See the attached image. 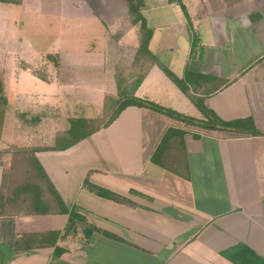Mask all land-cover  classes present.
Here are the masks:
<instances>
[{
    "label": "crops",
    "instance_id": "0c3cea01",
    "mask_svg": "<svg viewBox=\"0 0 264 264\" xmlns=\"http://www.w3.org/2000/svg\"><path fill=\"white\" fill-rule=\"evenodd\" d=\"M59 2H0V15L8 14L9 4L8 12L17 13L10 17L15 25L33 34L37 7L55 11L61 4L63 20L95 21L104 28L90 36L87 49L43 53L20 25L1 27V51L19 58L9 61L7 55L0 66L8 107L0 149L52 146L57 133L68 130V119L102 115L105 98L118 94L117 72L126 68L112 64L116 50L133 53L128 74L145 71L137 97L203 118L158 64L136 62L140 31L125 1ZM144 5L142 14L155 33L149 50L157 58L166 55L167 65L159 61L179 78L189 73L190 94L221 119H251L264 131V0H144ZM7 31L18 38L13 47ZM101 35L102 46L96 39ZM54 54L61 70L53 74L55 64L41 58ZM40 64L54 77L38 78L30 68ZM99 102L95 116L83 114ZM53 106L66 116L58 114L52 141L43 143L37 115L28 120L22 115ZM22 134L31 139L34 134L39 142L22 144L17 141ZM34 155L65 206L76 207L97 230L87 243L81 231L61 235L69 215L50 193L40 207L16 194L17 175L7 154L0 165V264H264V135L206 130L132 105L70 148ZM86 181L121 200L98 194ZM56 247L63 249L60 255Z\"/></svg>",
    "mask_w": 264,
    "mask_h": 264
},
{
    "label": "trees",
    "instance_id": "16d2710c",
    "mask_svg": "<svg viewBox=\"0 0 264 264\" xmlns=\"http://www.w3.org/2000/svg\"><path fill=\"white\" fill-rule=\"evenodd\" d=\"M20 0H0V2L15 3L17 4ZM128 6L129 16L132 24L138 26L140 31V47L138 48L136 55L137 61H150L151 63L158 64L160 68L166 73V75L191 99V101L198 107L201 111L203 118L197 119L184 115L174 109L165 108L159 106L157 103L149 101L148 99H142L135 95L136 90L141 84L145 71L141 70L140 73H130L124 76L121 71L117 72V87L118 94L116 97L107 96L105 98L104 107L102 115L94 118L77 117L70 118L69 128L66 131L58 132L54 140V145L52 146H31V147H18L10 145L7 147L10 149H0V165H2V159L5 155L10 154L12 156V169H14L17 175L16 182V194L21 193L25 199L31 198L34 205L38 204L40 207L45 199L46 195L49 193L54 195L56 200V206L61 208V211L69 215V220L63 234L60 232L55 233L57 236L65 234H75L81 231L85 237V242L87 243L92 234L97 230L92 224L88 222L85 216L79 214L76 211V207L68 209L61 197L54 189L52 183L50 182L47 174L45 173L43 167L38 162L35 157L36 151L41 150H66L79 142L80 140L90 136L94 132L98 131L100 128L109 126L119 114L128 106H139L150 108L155 111H159L168 117H172L186 124H191L194 126L201 127L206 130H223L231 132L235 135H264V131H259L255 128V125L251 119H237L232 121H225L218 117L213 111L209 110L203 103L201 98H198L189 92V87L186 80L176 76L166 65L161 63L156 55H154L149 50V43L153 33V29L149 28L146 20L142 14V9L145 6L144 0H124ZM181 6L184 8V4L181 2ZM185 10V8H184ZM195 45V44H194ZM194 48V47H192ZM46 59L52 60V62L57 67L58 56L57 55H47ZM47 64V63H46ZM46 64L41 65L40 68L33 70V73L41 79H48ZM26 67V66H25ZM142 69V68H141ZM7 99L4 93V79L3 74L0 72V138L3 135V128L5 122V105ZM165 142V145H168ZM173 144V143H172ZM156 162H161L160 156H156L154 159ZM17 167V168H15ZM175 167V164L173 165ZM86 185L91 189L95 190L98 194L115 198L116 200H121V197L116 194L102 189L100 187L91 185L86 181ZM45 197V198H44ZM22 199V198H21ZM48 201H46L47 203ZM48 207V205L46 206ZM107 236L117 238L105 231H102ZM61 248L56 247V255L62 253Z\"/></svg>",
    "mask_w": 264,
    "mask_h": 264
},
{
    "label": "rangeland",
    "instance_id": "374dc122",
    "mask_svg": "<svg viewBox=\"0 0 264 264\" xmlns=\"http://www.w3.org/2000/svg\"><path fill=\"white\" fill-rule=\"evenodd\" d=\"M122 1H124V0H122ZM60 2H61V0H60ZM60 2H59V4H61ZM6 5L8 6L9 9H11L9 4H6ZM8 8H6V10H5L6 13H8L6 16H3L2 14L0 15V20L3 19V22L0 21V33L2 30L1 27H12L13 28L17 25H20L19 22H17V24L15 25L13 18H10V17H12V15H16L17 13L15 11L13 13H9ZM12 8H13V6H12ZM37 10H38V12H36L37 15H34V16H37L36 24L34 27L35 29L32 27L34 29V34L32 33L33 30H29L27 27H22L21 25H20V27L22 28V30H24V32L28 33L29 41L32 42L31 45H33V48H36L37 50H39L43 53H46V52L47 53L48 52H54L55 53L59 50H72V49L83 50V49H87V47L91 46L92 41H90V40L94 39V38H90V36L95 35V34L98 35V34H100V31H101V34H103V30H104L103 26H101L99 23H97L95 21H89L88 20V22H80V23L76 24V22H67V21L63 20L62 16H61L62 14H60L61 10H63L62 4L60 5V7H58V8L56 7L55 11H53V10L47 11V9H45L42 6L37 7ZM9 14H11V16ZM26 18L30 19V16L26 17ZM123 28H125V27L123 26ZM7 32L10 34V36H12V37H10L9 42H10V45L13 47L14 45L17 44L16 39H18V38H16L17 36H15L16 34L14 32H10V31H7ZM40 33H43V34L38 36V34H40ZM36 35H37V37H36ZM101 36L96 37L97 41H99V45H101V42L104 39V36L103 35H101ZM151 37L152 38L150 41L155 39L154 31H153ZM25 41H26V39H25ZM0 45H1V43H0ZM2 48L3 47L0 46V66H2V64H4L6 62V57L8 55V53L4 54L1 51ZM7 52H10V50L9 51L7 50ZM121 53H122V51L119 52L118 50H116V53L111 55L112 64H114V63L116 65L119 63L124 64V66L126 68L123 69L121 72H123L124 74H128L127 69L133 65L132 64L133 63V61H132L133 53H129V54H125V55H122ZM54 55L58 56L59 54H54ZM13 56L14 57L17 56L16 52H11V54L8 55L9 61ZM15 58H19V57H15ZM44 58L46 59L47 56L42 57L41 60L44 61L45 60ZM157 59L162 60L166 65L168 63L167 62L168 58L166 55H164V56L160 55V56H158ZM46 61H47V59H46ZM20 62L22 65L24 64L21 60H20ZM148 62H150V61H148ZM52 65H54V64H52ZM59 66H60V62L58 61L57 68L55 69L54 68L55 66L53 67V74L56 73L60 69ZM38 68H40L39 65H38ZM38 68L36 66H32V68H30V69L33 71V70H36ZM141 70H143V69H140V71H138L137 73H140ZM163 73L167 77L166 73L165 72H163ZM47 74H48L49 78L54 77L52 73H51L52 75H49L48 68H47ZM57 76H58V74L56 75V77ZM186 78H189V73H187L186 77L183 78L184 81L186 80ZM166 79H167V81L169 80L172 82V80L169 77H167ZM174 85L176 86L177 89H180L175 83H174ZM160 88H161V86H160ZM168 88L169 87H166L164 89H168ZM28 89L30 90L29 87H28ZM75 90L76 89H74L73 91H75ZM148 100L157 103L161 107L169 108V107L162 105V104H160L157 101H154L152 99H148ZM6 104H7V102H6ZM66 106L67 105H65V102H62L60 107L65 109ZM6 108H8V107L5 106V109ZM101 108H102V104H100V102L98 104H96L95 107H92L89 104L86 111L83 114H87V115L91 114V116H95L101 110ZM63 109H61L59 111L55 106L46 107L45 109L40 111V114H33V113H29V112L25 111L24 115H22V118H25L26 120H28L27 116L34 117L35 115H37L36 122L40 121L38 124L40 125L39 127H40L41 131L43 129H45L44 132L42 131L41 135L43 136V139H40V142H42L41 140H43L44 141L43 143H48V142L52 141L51 138H52V134H53V132H52L53 121L57 119V116L59 113L66 116V112ZM11 110L12 111H20L18 109L14 110V108H11ZM153 111H155V110H153ZM156 112L161 113L159 111H156ZM30 119H32V118H30ZM37 134H39V133H37ZM29 136L31 137L32 133H30ZM33 137H34L33 139L27 138L26 134H22V135L17 137V141L22 143V144H33V143L39 142V141H37L39 138L38 139L35 138L34 134H33ZM1 142L2 141L0 140V144H1ZM9 150L10 149H8L7 151H9Z\"/></svg>",
    "mask_w": 264,
    "mask_h": 264
}]
</instances>
